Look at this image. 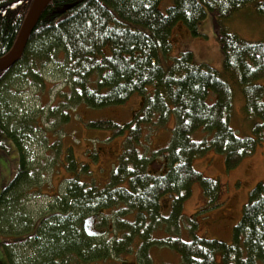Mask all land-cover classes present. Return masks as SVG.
<instances>
[{
    "label": "trees",
    "instance_id": "obj_1",
    "mask_svg": "<svg viewBox=\"0 0 264 264\" xmlns=\"http://www.w3.org/2000/svg\"><path fill=\"white\" fill-rule=\"evenodd\" d=\"M32 1L0 0V57L13 49ZM161 1L52 0L20 60L0 71V137L12 139L18 155L10 181L0 188V233L14 236L4 243L9 264H16L13 245L31 240L36 255L21 264H131L123 259L130 253L136 264H152L150 250L156 245L176 251L182 264H215L218 255L221 264H264V179L250 190L231 243L195 235V222L190 240L180 236L193 185H201L209 204L220 192L219 180L204 176L193 160L213 150L223 155L230 170L263 139L264 86L257 80L264 77V40H246L223 20L253 1L264 13V0H174L166 12ZM207 9L215 17L223 67L241 84L247 113L262 121L256 136L240 137L232 128L233 91L224 75L198 63L191 49L173 54V28L182 25L200 34ZM57 62L68 88L57 93L59 102L50 106L49 114L60 115L63 122L68 120L67 106L80 102L120 105L138 93L142 104L128 123L92 122L114 134L127 133L107 185L100 188L79 177L67 180L65 192L54 197L53 213L34 221L20 206L42 185L23 142L27 130L40 128L39 119L20 118L13 109L6 115L4 96H11L10 87L20 79L44 88V70ZM173 112L174 132L157 169L156 157L142 149L146 129L165 127ZM201 129L207 136L198 140L194 133ZM0 147L7 150L3 142ZM88 218L91 226L95 221L94 232L87 228ZM161 228L168 235L157 238Z\"/></svg>",
    "mask_w": 264,
    "mask_h": 264
},
{
    "label": "rangeland",
    "instance_id": "obj_2",
    "mask_svg": "<svg viewBox=\"0 0 264 264\" xmlns=\"http://www.w3.org/2000/svg\"><path fill=\"white\" fill-rule=\"evenodd\" d=\"M173 1L162 0L161 11L166 12ZM223 23L230 31L246 40H264V13L257 9L254 1L235 11L223 20ZM215 24L214 14L207 9V14L199 25L200 34H191L182 25L173 28V54H177L180 50L191 49L198 63H206L224 75L233 91V108L230 117L232 128L240 137L256 136L257 124L262 121L259 117L247 113L241 84L223 67V53L216 36ZM44 76L46 80L44 88L30 80L20 79L16 82L10 87L13 90L9 91L11 96L8 94L4 96L9 108L6 110L2 108L6 115L11 114L10 111L13 109L20 118L31 115L33 116L31 118L39 119L40 128L27 130L23 142L24 152L36 168L39 184L42 185L38 192L27 195L20 206L25 207L24 213L34 221L53 213L54 197L65 192L67 180L79 177L81 181L95 183L100 188L107 185L123 150L127 133L114 134L111 128L96 127L92 122L112 120L119 124L128 123L142 104V96L138 93L133 94L120 105L91 107L85 102H80L72 107L67 106L68 120L63 122L60 115L49 114L50 106L59 102L57 93L68 88L59 63L49 64L44 70ZM257 82L264 86V77L258 78ZM214 97L212 93L210 101ZM61 110L63 111L62 108ZM171 115L165 127L152 131L146 129L147 135L142 149L151 157H156L153 164L157 169L162 167L160 162V158H163L162 149L171 141L174 132L176 118L174 112ZM17 121L15 119L13 122L17 123ZM206 136L207 133L202 129L194 133V138L198 140ZM262 136L263 139L255 151L230 170L225 166L223 155L213 150L193 160L195 169L202 171L204 176L219 180L220 192L215 202L209 204L201 185L198 182L194 184L191 195L184 203V222L180 228V236L184 240L191 239L190 225L195 222L196 227L193 231L195 235L232 242L233 228L242 217V210L251 188L264 179V126ZM0 142L7 146V150L0 147L1 188L11 179L18 155L12 139L0 137ZM12 210L13 208H9L10 215ZM91 221V218L85 221L89 229H91ZM167 235L168 231L164 228L155 232L157 238ZM13 238L12 235L0 233L2 264H9L4 243ZM32 242L13 245L12 252L16 264L31 262V258L36 255ZM150 256L152 264H182L180 255L167 246H153ZM220 258L221 256L218 255L215 264H221ZM123 259L131 264L137 263L134 253L124 255Z\"/></svg>",
    "mask_w": 264,
    "mask_h": 264
},
{
    "label": "water",
    "instance_id": "obj_3",
    "mask_svg": "<svg viewBox=\"0 0 264 264\" xmlns=\"http://www.w3.org/2000/svg\"><path fill=\"white\" fill-rule=\"evenodd\" d=\"M52 0H33L13 49L0 57V71L9 69L20 60L25 43Z\"/></svg>",
    "mask_w": 264,
    "mask_h": 264
},
{
    "label": "flooded vegetation",
    "instance_id": "obj_4",
    "mask_svg": "<svg viewBox=\"0 0 264 264\" xmlns=\"http://www.w3.org/2000/svg\"><path fill=\"white\" fill-rule=\"evenodd\" d=\"M94 223H95V221L92 223V226H91L92 232H94L93 230L96 229Z\"/></svg>",
    "mask_w": 264,
    "mask_h": 264
},
{
    "label": "crops",
    "instance_id": "obj_5",
    "mask_svg": "<svg viewBox=\"0 0 264 264\" xmlns=\"http://www.w3.org/2000/svg\"><path fill=\"white\" fill-rule=\"evenodd\" d=\"M195 187H197V185H195ZM200 193H201V190H200ZM185 205V204H184Z\"/></svg>",
    "mask_w": 264,
    "mask_h": 264
}]
</instances>
